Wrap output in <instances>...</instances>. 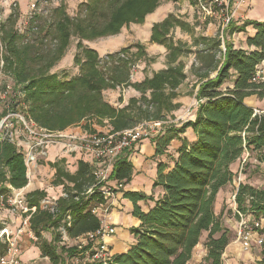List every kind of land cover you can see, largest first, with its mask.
Instances as JSON below:
<instances>
[{"label":"trees","instance_id":"1","mask_svg":"<svg viewBox=\"0 0 264 264\" xmlns=\"http://www.w3.org/2000/svg\"><path fill=\"white\" fill-rule=\"evenodd\" d=\"M160 1L176 0H87L80 5L84 9L75 18L62 13L52 32L57 46L53 55L44 60L43 70L36 77L28 76L18 60L19 49L15 46L19 38L11 33L7 39L3 34L4 51L13 54L11 58H4V65L20 85L19 92L23 95L22 101L12 102V107L16 109L22 103L26 107L25 119L49 131H62L88 118L98 123L106 120L111 134L133 129L144 122L163 121L167 113L178 108L172 105V100L187 78L180 58L193 55L188 73L199 84L194 118L179 128H165L152 140L157 155L174 139L181 145L172 168L166 172L160 165L157 169L154 187H161L163 192L148 212H142L136 203L153 201L151 197L123 193V197L132 202V216L140 224L129 229L134 244L125 253L113 255L108 264H190L203 234H206L203 244L206 255L202 264H224L222 255L230 243V231L222 226L221 216L214 213L217 194L233 184L236 175H241L246 152L254 154L255 160L264 166V115L252 117L253 108L245 104L250 97L264 99V83L251 82L256 68L264 62V21L245 20L238 25L230 18L215 36H194L189 25L170 14L152 27L150 35L151 43L164 46L167 51L165 69L140 83H132L128 61L120 59V55L134 47L135 59H140L145 55L144 48L135 44L110 58L114 63L110 64L107 74L99 71L96 52L81 43L117 35L129 23L141 24L144 16L155 10ZM188 1L198 5L199 0ZM175 28L191 35L194 50L169 40L170 30ZM247 28L254 31L245 40L248 50L234 49L228 39L246 34ZM71 37L78 38V52L73 62L79 67V75L67 80L48 71L60 59ZM226 84L230 86L225 87ZM119 86L132 88L140 98L131 99L121 110L112 108L104 102L102 92ZM187 129L194 134L191 142L180 138ZM19 142L22 144L18 145ZM23 143L13 134L5 133L0 137V197L6 198L12 190L28 185ZM128 156V150L121 152L110 181L123 185L131 181L133 167ZM236 162L237 170L233 172L231 168ZM50 166L55 171L53 185L62 186L65 197L57 199L51 213L39 209V202L46 198L44 192L33 191L25 196L28 207H35L28 220L29 230L36 239L35 246L40 257L47 258L49 264H90L84 262L92 245L90 242L71 247L60 244L62 231L67 239L77 241L100 229V221L91 211L104 203L102 185L97 184L94 168L83 161L78 162L74 174L64 171L62 161ZM235 186V217L264 220V186L255 188L240 181ZM44 233H50V242L44 239ZM260 233L264 234V228ZM5 251L6 246L0 242V255ZM255 264H264V244Z\"/></svg>","mask_w":264,"mask_h":264},{"label":"rangeland","instance_id":"2","mask_svg":"<svg viewBox=\"0 0 264 264\" xmlns=\"http://www.w3.org/2000/svg\"><path fill=\"white\" fill-rule=\"evenodd\" d=\"M31 1L35 3V10L33 12L30 11V14H33L32 16L28 14ZM86 1L87 0H24L21 4L20 0H16L15 7H9L6 4L0 5V136L5 133H9L10 135L13 134L15 138H20L22 141L31 144L30 141L32 140L25 136L23 123L28 127H36L34 123L25 119L24 114L26 107L23 106L22 103L16 109L12 107V102H16L17 100L22 101L23 95L19 92L20 85L15 83L13 76L4 65V58H11L13 54L4 51L5 48L4 44H2V35L6 34V38L8 39L11 33H14L16 37L19 38L15 46V48L19 49L17 55L18 60L22 65L23 71L27 73L28 76L36 77V75L43 70L41 66L44 64V60L53 55L57 46L52 32L58 17L64 13V15L69 18H75L80 11L84 9V7H80V5L86 3ZM219 1L222 2L221 7L217 4L211 5L212 0H204V2L208 4L207 6L212 10V14L209 17L207 15L205 16L197 3L193 5L192 3L190 4L188 0H176L174 2L160 1L155 10L144 16L141 24L129 23L124 25L117 35L93 41H83L81 44L85 48L96 52L98 56L97 68L104 74L108 73L107 70L110 64L114 63V61L110 59L112 56L119 54L123 49L135 44H140L143 46L145 53L140 59H135L136 49L134 47H132L128 53L120 55V59L128 61L127 66L130 70V81L132 83H140L146 78H151L153 74L166 67L165 57L167 51L164 46L151 43L150 35L152 27L161 23L168 15L172 14L178 20L189 25V27L193 29L194 36L205 35L213 37L218 31L225 27V22L228 17H231L238 25L245 21L246 19H241V14L239 12L242 8H245L243 14L252 11L261 16L257 11L255 3H261L264 0ZM28 16H30L31 19H29ZM260 18L264 19V10ZM1 28H3L2 31ZM238 35L239 34H236V36ZM168 36L169 40L175 45L181 43L185 44L190 50L195 49L192 47L191 35L186 31L179 28L171 29ZM233 38L234 35L228 39L232 45V42H234ZM236 39L237 37L235 40ZM236 41L238 46L240 41ZM77 43L78 38L71 37L69 39L65 51L60 59H58L54 66L48 71L49 74H56L67 80L79 75V67L73 62L74 56L78 52L76 49ZM12 47L13 46L9 47L10 50H12ZM180 60L184 64V73L187 75V78L177 88V97L172 100V105L178 106V108L172 109L170 113L165 115L163 121H159L163 123L162 128L164 129L171 127L179 128L184 122L188 121L192 116L191 111L197 106V100L195 98L196 93L194 96L192 95L194 90L197 92L199 84L197 83V79L188 73L194 61V57L191 54H187L186 57H182ZM227 86L230 85L226 84L225 87ZM146 95L148 96V93ZM102 98L104 102L112 108L121 110L128 105L131 99H139L140 94L132 88L119 86L115 89L104 90L102 92ZM253 101L254 108L264 110V99L259 100L253 97ZM13 110H16V113H14ZM109 130L106 120L102 123H98L95 119L88 118L62 131L79 136L80 133H85L87 135H102ZM149 140L153 143V139ZM133 150H128L129 155ZM246 154V160L240 170L241 175L235 176L234 183L229 185V188L227 187L228 191H225L224 196H222L218 203L219 207L216 209L217 216H221L220 220L222 226L226 229L232 228L229 234L230 243L227 248L231 250L232 255L235 257L234 264H255L260 254V247L252 245L249 251L244 252L235 242V230L237 229L239 219L235 217L234 211H231L234 206L233 196L230 194L232 185H237L241 180V176H245V179L250 180V183L255 188H261L264 184L263 165L255 160L254 154L250 152H246ZM13 216L21 217V214L14 212ZM6 224L10 226L9 221H7ZM262 225L263 229L264 221ZM44 237L51 239L50 233H45ZM205 238L206 234H203L200 243L194 249V259H191L190 264H202L205 256L200 254H202V250H205L203 245ZM35 242L36 239L33 238V245H35ZM83 242L84 240L79 239L73 241L66 238L60 245L65 244L66 247H71L82 244ZM72 262L74 261H69V263ZM34 264H49V261L45 258L44 260H35Z\"/></svg>","mask_w":264,"mask_h":264},{"label":"built area","instance_id":"3","mask_svg":"<svg viewBox=\"0 0 264 264\" xmlns=\"http://www.w3.org/2000/svg\"><path fill=\"white\" fill-rule=\"evenodd\" d=\"M15 1L0 0V5L6 4L9 7H15ZM212 4H217L219 7L222 6V2L219 0H212ZM207 5L204 0L198 1V6H200L205 16L207 15L209 17L212 14V10ZM34 10L35 3L31 1L28 14L32 16L33 14H30V11L33 12ZM30 16H28L29 19H31ZM230 18L228 17L226 19L225 26L228 24ZM222 50L224 51L223 48ZM251 82L264 83V67L258 66L256 68ZM263 115L264 110L253 108L252 117H260ZM162 125L163 123L159 121L144 122L133 129L116 134H111L109 130L102 135L80 133L79 136H76L66 131H49L38 126L34 128L32 126L28 127L23 123L25 136L32 140L30 141L31 144L24 142L22 146V152L28 170L39 158L46 156V149L48 147H61L66 153L79 156L80 160L91 165L94 168L93 175L97 184L102 185L100 192L102 193L104 203L98 204L91 211L99 219L100 229L93 234L79 238L80 240H84L82 245H86L87 242L92 244L84 262L90 264H108L112 257L105 243L107 238L115 234L114 227L108 225L106 222V218L109 215L108 202L113 198L115 192L123 189L122 183L114 181L111 184L109 180L115 161L123 150H133L142 140L154 139L163 133L164 128H162ZM21 144L20 142L18 143V145ZM245 156L247 157L246 153ZM245 156L241 162L240 170L246 160ZM60 197H65V194L61 192ZM57 199L46 196V198L39 202V209L53 213ZM232 199L234 201V197ZM0 210H6L11 214L14 212L21 214V223L14 230L5 224L0 227V242L6 246L5 253L0 255V264H22L20 260V240L23 236H27L30 239L34 238L29 230L28 220L30 215L35 212V207L29 208L25 196L16 190H12L6 198L0 197ZM263 221H254L250 216L239 215L235 242L244 252L249 251L252 245L261 247L264 244V234L260 233L263 227ZM62 233V240H65V233L63 231Z\"/></svg>","mask_w":264,"mask_h":264},{"label":"crops","instance_id":"4","mask_svg":"<svg viewBox=\"0 0 264 264\" xmlns=\"http://www.w3.org/2000/svg\"><path fill=\"white\" fill-rule=\"evenodd\" d=\"M21 4L24 0H20ZM256 2V1H255ZM254 3V2H252ZM258 14L253 13L252 11H248L247 14H243L245 8H242L239 12L241 14V19L246 20H254L263 22L264 19L262 17V11L264 10V1L261 3H255ZM241 24V23H240ZM254 31L252 28L246 29V34H239L238 36L234 35V49H243L248 50L245 45V40L248 36H252ZM209 37V36H208ZM238 40V46L236 44L235 38ZM264 67V62L261 64ZM165 69V68H164ZM196 93L194 90L193 95ZM253 97L247 98L245 100V104L254 108ZM193 105V104H191ZM190 105V106H191ZM189 106V107H190ZM187 109V108H186ZM185 109V110H186ZM194 108L191 112L192 116L188 120H193ZM109 127V126H108ZM110 129V128H109ZM181 139H186L191 142L194 140V134L192 130L187 129L183 135L180 136ZM181 142L177 139L172 140L166 148L163 150V153L157 155L155 153L154 144L149 139H144L140 142L138 146L134 148L132 153L128 156V161L131 163L133 167V174L131 177V181L123 185V189L119 192H115L112 199L108 202V217L106 218V222L108 225L114 227L115 234L105 240L107 248L110 252V255L122 254L125 253L131 245L134 244L135 240L133 236L129 233L130 228H136L139 226L140 222L132 216L133 204L129 200L123 197L124 192L131 193H139L143 194L146 197H151L153 201H139L136 203V206L140 208L142 212H148L153 206L154 201L157 200L162 195L161 187H154V182L157 178V169L158 167L164 166L166 168V172L172 168L174 160L177 157V149L180 147ZM62 161L64 171L69 174H74L77 170V164L79 161V156H75L73 154H68L61 147H48L46 149V156L43 158H39L37 162L32 164L28 170V185L21 189L17 190L20 194L26 196L27 194L33 191H42L49 198H59L62 192V186H54V169L51 168V164ZM238 163L236 162L232 165V171L235 172L237 170ZM264 170V166H263ZM245 176H241V183L248 184L254 187L250 180L245 179ZM114 181L110 183L113 184ZM264 186V184H263ZM262 186V187H263ZM229 185L223 188L216 197V202L214 205V213L216 214V209L219 207L218 203L222 196H224L225 191L227 192ZM231 196H234L236 186L232 185ZM235 205L232 207L231 211H234ZM10 222V229L14 230L21 223V217H15L13 214L7 212L6 210H0V227L3 224L7 225L6 222ZM231 231L232 228H228ZM236 233V230H235ZM45 234V233H44ZM43 234V237H44ZM48 242L51 241L50 238L44 237ZM33 239L28 238L27 236L21 237L20 240V248L21 255L20 260L22 264H34L35 260H44L45 258H41L39 249L33 245ZM74 241V240H73ZM202 256L206 255V251L202 250ZM195 251L192 254V259H194ZM235 257L232 255L231 250L226 247L222 260L224 264H234ZM259 258L257 259V261Z\"/></svg>","mask_w":264,"mask_h":264}]
</instances>
